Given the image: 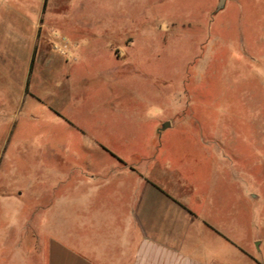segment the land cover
<instances>
[{
	"label": "rangeland",
	"instance_id": "obj_1",
	"mask_svg": "<svg viewBox=\"0 0 264 264\" xmlns=\"http://www.w3.org/2000/svg\"><path fill=\"white\" fill-rule=\"evenodd\" d=\"M217 5L78 3L66 14L93 28L64 31L84 37L80 58L51 81L34 69L21 90L18 72L0 82V264H44L42 243L29 239L57 234L60 211L43 218V207L95 141L125 158L139 143L146 154L154 152L151 141L168 143L233 229L242 256L264 264V0ZM195 141L221 143L218 167L196 153ZM72 214L65 210L62 219ZM64 229L72 232V223Z\"/></svg>",
	"mask_w": 264,
	"mask_h": 264
},
{
	"label": "crops",
	"instance_id": "obj_2",
	"mask_svg": "<svg viewBox=\"0 0 264 264\" xmlns=\"http://www.w3.org/2000/svg\"><path fill=\"white\" fill-rule=\"evenodd\" d=\"M87 1L103 0H0V82L14 81L18 72L21 90L34 69L47 82L71 60L76 62L84 37L71 38L64 28L78 34L93 27L90 20L82 27L66 13ZM62 38L70 45L67 56L53 48ZM127 40L131 43L132 36ZM10 65L21 68H3ZM220 144L195 141L191 146L218 167ZM145 145L139 143L137 153L125 158L95 141L80 157L85 163L76 167L74 178L59 176L56 196L42 214L44 218L55 208L60 211L57 234L29 239L42 243L44 264H256L251 254L242 256L215 203L188 179L187 167L175 159L178 151L164 141H151L154 152L146 154ZM202 169L199 161L198 175ZM70 208L73 214L66 222L73 230L68 233L62 218ZM41 223L45 226L46 219Z\"/></svg>",
	"mask_w": 264,
	"mask_h": 264
},
{
	"label": "built area",
	"instance_id": "obj_3",
	"mask_svg": "<svg viewBox=\"0 0 264 264\" xmlns=\"http://www.w3.org/2000/svg\"><path fill=\"white\" fill-rule=\"evenodd\" d=\"M69 43L65 38H62L61 43L59 45H54V49L61 54L62 56H67L70 52Z\"/></svg>",
	"mask_w": 264,
	"mask_h": 264
},
{
	"label": "water",
	"instance_id": "obj_4",
	"mask_svg": "<svg viewBox=\"0 0 264 264\" xmlns=\"http://www.w3.org/2000/svg\"><path fill=\"white\" fill-rule=\"evenodd\" d=\"M226 1L227 0H218L217 11L221 10L222 8H224Z\"/></svg>",
	"mask_w": 264,
	"mask_h": 264
}]
</instances>
